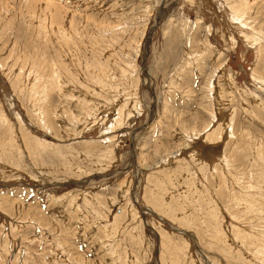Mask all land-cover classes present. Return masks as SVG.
<instances>
[{
	"label": "rangeland",
	"instance_id": "374dc122",
	"mask_svg": "<svg viewBox=\"0 0 264 264\" xmlns=\"http://www.w3.org/2000/svg\"><path fill=\"white\" fill-rule=\"evenodd\" d=\"M0 264H264V0H0Z\"/></svg>",
	"mask_w": 264,
	"mask_h": 264
}]
</instances>
